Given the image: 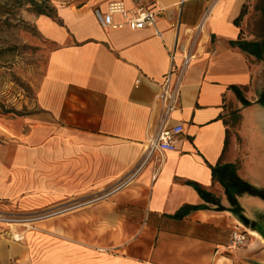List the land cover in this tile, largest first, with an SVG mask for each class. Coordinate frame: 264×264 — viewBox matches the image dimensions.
<instances>
[{"label": "crops", "instance_id": "1", "mask_svg": "<svg viewBox=\"0 0 264 264\" xmlns=\"http://www.w3.org/2000/svg\"><path fill=\"white\" fill-rule=\"evenodd\" d=\"M112 1L35 17L53 47L36 110L0 117V203L27 211L77 197V231L46 221L0 237V264H264L250 227L264 210V4L138 0L155 23L130 29L120 14L97 18ZM186 53L194 58L180 70ZM169 71L178 97L166 123L182 126L175 148L115 189L162 125ZM236 227L247 240L231 249Z\"/></svg>", "mask_w": 264, "mask_h": 264}, {"label": "rangeland", "instance_id": "2", "mask_svg": "<svg viewBox=\"0 0 264 264\" xmlns=\"http://www.w3.org/2000/svg\"><path fill=\"white\" fill-rule=\"evenodd\" d=\"M46 1L55 10L61 6H83L90 2ZM38 15L29 4L18 0H0V111L13 110L25 115L36 110L35 105L31 107L35 102V89L43 74L47 54L53 47L36 29L34 20ZM0 117L10 121L16 119L17 115L13 112L0 113ZM2 203L0 214L12 220L10 223L0 222V237L20 239L27 230L41 229L46 221L67 232L77 231V197H65L48 207L27 211L17 206L10 207L7 202ZM259 207H264V204ZM254 222L264 223V210H258ZM59 237L74 239L73 236ZM33 242H38V239Z\"/></svg>", "mask_w": 264, "mask_h": 264}, {"label": "built area", "instance_id": "3", "mask_svg": "<svg viewBox=\"0 0 264 264\" xmlns=\"http://www.w3.org/2000/svg\"><path fill=\"white\" fill-rule=\"evenodd\" d=\"M95 14L97 18L105 24H112L113 15L120 14L125 18V24L130 29H142L144 27L152 26L155 23V12L151 8L140 4L138 0L134 2V5L131 8H126L121 0L112 1L108 3L106 13L95 10ZM193 58V54L186 53L182 58L179 69L182 70L187 67ZM170 59L171 63H174V53H171ZM170 73L171 71H169V73L165 76L163 82L160 84L161 90L158 94V99L162 104V125L154 134H152L148 138L141 163L130 175H128L129 177L121 180L120 183L116 185L115 189L128 182L130 178L145 163V161H147L154 153H163L166 151H171L175 148L176 139L182 131V126L170 125L168 124V122L166 123V117L169 116L171 111L175 108L176 100L178 97V90L176 87L178 82L176 81V84H174V86H171L172 83L170 80ZM107 194H109V192ZM103 196L100 195L95 198H102ZM11 220L12 219L4 217L0 214V222L10 223ZM246 240V231L242 230L239 227L231 230L229 240V246L231 249H238L242 247L245 244Z\"/></svg>", "mask_w": 264, "mask_h": 264}, {"label": "trees", "instance_id": "4", "mask_svg": "<svg viewBox=\"0 0 264 264\" xmlns=\"http://www.w3.org/2000/svg\"><path fill=\"white\" fill-rule=\"evenodd\" d=\"M18 2L29 4L30 8L36 13H38L39 15L49 16L51 18L57 17L56 10L53 9V7L49 6L48 3H46L47 2L46 0H18ZM261 4H264V0H261ZM263 11H264V8H263ZM9 112H13L17 116L24 115L23 113H20L19 111H13V110L0 111L1 114H6ZM245 224H247L246 221H245ZM250 227L253 228V224L250 225Z\"/></svg>", "mask_w": 264, "mask_h": 264}, {"label": "water", "instance_id": "5", "mask_svg": "<svg viewBox=\"0 0 264 264\" xmlns=\"http://www.w3.org/2000/svg\"><path fill=\"white\" fill-rule=\"evenodd\" d=\"M252 229L255 230L261 236V238L264 240V223L255 222L253 224Z\"/></svg>", "mask_w": 264, "mask_h": 264}, {"label": "bare ground", "instance_id": "6", "mask_svg": "<svg viewBox=\"0 0 264 264\" xmlns=\"http://www.w3.org/2000/svg\"><path fill=\"white\" fill-rule=\"evenodd\" d=\"M93 201V200H92ZM89 202H91V201H89ZM81 205V204H80ZM251 233L253 234V235H255V236H257V237H260V235L256 232V231H251ZM261 238V237H260Z\"/></svg>", "mask_w": 264, "mask_h": 264}]
</instances>
